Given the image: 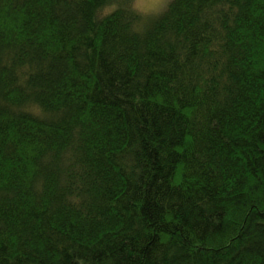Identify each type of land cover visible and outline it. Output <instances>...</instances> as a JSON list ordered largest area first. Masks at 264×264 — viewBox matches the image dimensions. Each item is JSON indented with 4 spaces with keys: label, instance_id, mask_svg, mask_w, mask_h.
I'll list each match as a JSON object with an SVG mask.
<instances>
[{
    "label": "trees",
    "instance_id": "16d2710c",
    "mask_svg": "<svg viewBox=\"0 0 264 264\" xmlns=\"http://www.w3.org/2000/svg\"><path fill=\"white\" fill-rule=\"evenodd\" d=\"M0 264H264V0H0Z\"/></svg>",
    "mask_w": 264,
    "mask_h": 264
},
{
    "label": "clouds",
    "instance_id": "9594fccd",
    "mask_svg": "<svg viewBox=\"0 0 264 264\" xmlns=\"http://www.w3.org/2000/svg\"><path fill=\"white\" fill-rule=\"evenodd\" d=\"M167 6V0H137L135 7L143 12L158 13Z\"/></svg>",
    "mask_w": 264,
    "mask_h": 264
},
{
    "label": "rangeland",
    "instance_id": "374dc122",
    "mask_svg": "<svg viewBox=\"0 0 264 264\" xmlns=\"http://www.w3.org/2000/svg\"><path fill=\"white\" fill-rule=\"evenodd\" d=\"M168 1H170V0H167V2H168ZM136 2H137V0H135V5H136Z\"/></svg>",
    "mask_w": 264,
    "mask_h": 264
}]
</instances>
